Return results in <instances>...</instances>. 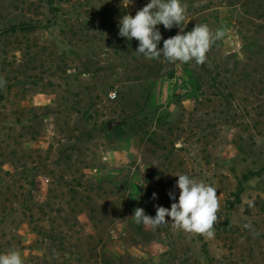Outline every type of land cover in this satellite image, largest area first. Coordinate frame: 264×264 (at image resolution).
<instances>
[{"label": "rangeland", "instance_id": "1", "mask_svg": "<svg viewBox=\"0 0 264 264\" xmlns=\"http://www.w3.org/2000/svg\"><path fill=\"white\" fill-rule=\"evenodd\" d=\"M180 2L184 33H224L203 64L119 35L150 0H0V254L264 264V0ZM179 175L217 189L212 236L132 218L178 202Z\"/></svg>", "mask_w": 264, "mask_h": 264}, {"label": "clouds", "instance_id": "2", "mask_svg": "<svg viewBox=\"0 0 264 264\" xmlns=\"http://www.w3.org/2000/svg\"><path fill=\"white\" fill-rule=\"evenodd\" d=\"M122 2L127 7L132 0ZM185 11L180 0H150L134 17L124 15L121 18L119 35L139 41L136 53L147 58L159 59L163 55L170 63L194 60L197 64H203L210 46L224 33L219 30L213 33L206 24H196L192 31L184 33ZM160 24L165 29L170 30L174 26L180 29V33L163 41L162 49L158 48L162 39L157 28ZM176 186L180 190L178 202H173L170 209L157 205L156 215L152 217L146 215L143 208H136L132 218L138 224L159 226L168 224L166 217H170L174 230L212 236L219 209L217 189L188 175H179ZM169 195L176 199L173 193ZM0 264H23V260L19 252L11 251L0 254Z\"/></svg>", "mask_w": 264, "mask_h": 264}, {"label": "trees", "instance_id": "3", "mask_svg": "<svg viewBox=\"0 0 264 264\" xmlns=\"http://www.w3.org/2000/svg\"><path fill=\"white\" fill-rule=\"evenodd\" d=\"M12 29H14L15 31H17V30H19V31H28L29 29L28 28H25V26L24 25H19L18 26V28L17 27H13ZM158 48H160V49H162V47L160 46H158ZM174 76H175V71L173 70V71H171V74L168 76V78L169 79H173L174 78ZM196 84H197V82H196Z\"/></svg>", "mask_w": 264, "mask_h": 264}]
</instances>
